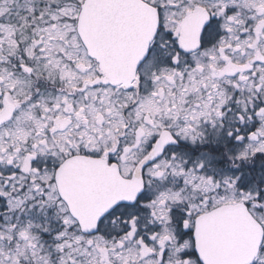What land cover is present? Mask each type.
Returning <instances> with one entry per match:
<instances>
[{
  "label": "snow or ice",
  "instance_id": "1",
  "mask_svg": "<svg viewBox=\"0 0 264 264\" xmlns=\"http://www.w3.org/2000/svg\"><path fill=\"white\" fill-rule=\"evenodd\" d=\"M0 264H264V0H0Z\"/></svg>",
  "mask_w": 264,
  "mask_h": 264
}]
</instances>
